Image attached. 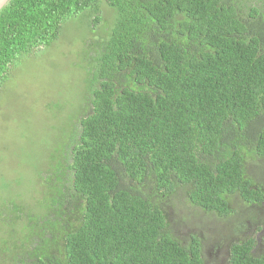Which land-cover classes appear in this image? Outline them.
Here are the masks:
<instances>
[{
	"label": "trees",
	"instance_id": "1",
	"mask_svg": "<svg viewBox=\"0 0 264 264\" xmlns=\"http://www.w3.org/2000/svg\"><path fill=\"white\" fill-rule=\"evenodd\" d=\"M246 1L7 2L0 88L66 21L96 27L102 3L113 20L82 45L81 114L36 178L38 211L4 200L0 264H204L201 239L169 228L171 197L219 218L233 197L262 207L264 168L256 183L246 165L264 163V6ZM257 240L231 244L228 264H264Z\"/></svg>",
	"mask_w": 264,
	"mask_h": 264
},
{
	"label": "rangeland",
	"instance_id": "2",
	"mask_svg": "<svg viewBox=\"0 0 264 264\" xmlns=\"http://www.w3.org/2000/svg\"><path fill=\"white\" fill-rule=\"evenodd\" d=\"M248 1L245 5L264 6L258 0ZM99 9V25L92 24L88 13L66 21L59 38L49 47L21 57L0 88L1 216L7 215L4 200L9 198L32 213L38 211L32 200L36 178L45 170L51 154L66 141L71 124L82 110V77L90 63L81 49L89 39L102 40L112 26V10L103 3ZM263 168L262 161L248 160L246 174L262 183ZM168 205L170 230L180 241L199 237L204 264H228L230 245L258 234V211L244 207L234 197L230 205L235 213L224 218L193 207L183 194L171 197Z\"/></svg>",
	"mask_w": 264,
	"mask_h": 264
},
{
	"label": "flooded vegetation",
	"instance_id": "3",
	"mask_svg": "<svg viewBox=\"0 0 264 264\" xmlns=\"http://www.w3.org/2000/svg\"><path fill=\"white\" fill-rule=\"evenodd\" d=\"M256 219H258V227L256 228L258 232L256 236V238L258 239V244L255 251L258 247H261L262 249L264 248V201L262 202V207L258 208V216L256 217Z\"/></svg>",
	"mask_w": 264,
	"mask_h": 264
},
{
	"label": "water",
	"instance_id": "4",
	"mask_svg": "<svg viewBox=\"0 0 264 264\" xmlns=\"http://www.w3.org/2000/svg\"><path fill=\"white\" fill-rule=\"evenodd\" d=\"M9 0H0V11L7 4Z\"/></svg>",
	"mask_w": 264,
	"mask_h": 264
}]
</instances>
